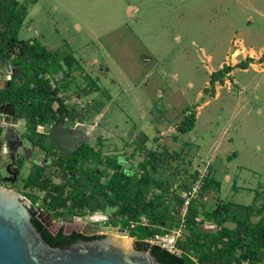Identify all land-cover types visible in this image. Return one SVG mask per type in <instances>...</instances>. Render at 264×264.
<instances>
[{"label": "rangeland", "instance_id": "1", "mask_svg": "<svg viewBox=\"0 0 264 264\" xmlns=\"http://www.w3.org/2000/svg\"><path fill=\"white\" fill-rule=\"evenodd\" d=\"M16 1L27 6L19 35L13 25L17 38L32 40L28 45L37 47V40L54 47L68 43L78 59L65 47L50 48L54 62L45 66L42 82L35 85L30 75L10 65L8 74L3 71L9 48L0 37V88L11 77L12 91L22 99L17 107L25 132L36 128L29 125L30 109L50 107L55 112L53 119L40 123L46 133L43 151L24 142L33 151L31 158L2 155L0 186L28 194L37 204L54 194L25 187L30 166L51 160L42 168L54 185L75 176L95 186L109 181L113 169L107 162L113 160L130 178L124 191L132 195L140 189L146 199L162 196L173 217L166 220L165 227H172L165 234L185 229L176 249L200 228L201 234L218 232L223 218L218 206H252L247 223L237 226L227 220L223 226L231 230V264H264V247L251 238L257 223L264 230V52L259 54L264 46V0ZM246 58L252 59L246 69H233L223 84L216 82L210 89L212 72ZM190 114L195 116L193 130L179 133L178 125ZM59 123L64 132L81 128L82 141L72 155L62 154L49 138ZM15 132L22 141V125ZM204 171L207 183L193 201L198 215L185 228L176 197ZM70 191L66 187L63 196ZM67 206L48 209L56 217L91 211L69 202ZM114 210L103 213L112 216L109 223L98 224L110 229L105 233L134 243L143 240L130 237L144 219L139 209L124 216L114 215ZM118 228L124 233L118 234Z\"/></svg>", "mask_w": 264, "mask_h": 264}, {"label": "trees", "instance_id": "2", "mask_svg": "<svg viewBox=\"0 0 264 264\" xmlns=\"http://www.w3.org/2000/svg\"><path fill=\"white\" fill-rule=\"evenodd\" d=\"M27 13V6L19 3L16 0H0V37L6 40L9 50L5 53L7 55L10 66L19 69L24 76L30 75V79L34 80V84L38 85L42 82L41 73L45 71V66L54 62L53 57L49 52L40 46H30L27 42L19 40L15 32H13V25L16 26L17 32L22 25ZM251 58H246L244 62H240L235 66L223 65L222 68L212 72L209 75L208 83L210 89L213 91L215 83L223 84V79L233 69L244 70L247 68L248 62H251ZM206 90V89H205ZM12 88L6 89L3 93H0V104L9 101L14 105H17V97H13ZM16 96V95H15ZM21 98V96H19ZM62 115H67L64 111ZM55 112L50 107L40 110L36 107L35 112L30 114V122L40 124L45 122L48 118L53 119ZM195 124V116L190 114L185 116L177 127V131L181 134H185L193 130ZM30 140H32L30 138ZM69 164L67 167L70 168ZM107 165L113 169V174L109 181L104 185H92L91 182H81L75 176L72 177L71 182L65 181L60 186H56L51 183V180L43 178V175L38 169H33L28 176L25 184L28 187H35L39 190H47L51 186V190L54 195H50L48 206L51 210L67 209V203L77 207H89L91 211L89 213L101 212L107 208H115L114 215H134L136 214V208L139 209V213L146 220V224L137 223L136 229L130 232V237L141 236L143 240H139L136 243H146L144 240L153 238L156 235L165 234L169 231L170 227H165L166 220H171L173 217L169 214L167 208L163 206V199L161 195H155L152 199H146L143 192L137 189L132 195L124 191L125 184L129 178L127 174L120 171V166L113 160H108ZM207 183V181H206ZM70 187L71 191L68 196H63L64 189ZM256 196H254L252 203H254ZM176 201L181 208L182 199L176 197ZM253 205V204H252ZM252 207V206H251ZM251 207L242 206L239 204L227 203L218 206L217 212L223 213V218L219 220V224L222 226L215 234H201L203 231L193 232L191 235H187L184 242H178V251L180 254H173L167 250L162 249L159 246H154L169 256L176 259L179 264H194L189 254H193L199 264H231L233 260L231 256V250L233 246L232 239L229 238L231 230L223 226L227 220H231L232 223L237 226L247 223L248 213ZM57 215V213L55 212ZM198 215L193 203L188 207L184 216V227L186 224L192 223ZM34 221L38 226L46 233V235L54 239L56 234L51 233L33 216ZM251 222V221H250ZM179 225V224H178ZM249 230V226L246 224L245 228ZM82 238H93L94 236H83L81 234L72 233ZM71 236V235H70ZM70 236L63 235L60 231L61 238H67ZM251 238L256 245L264 247V230L262 229V223L257 225L251 231ZM209 241V244H207ZM219 244H224V248H219ZM150 245V244H149ZM225 252V254H224Z\"/></svg>", "mask_w": 264, "mask_h": 264}, {"label": "water", "instance_id": "3", "mask_svg": "<svg viewBox=\"0 0 264 264\" xmlns=\"http://www.w3.org/2000/svg\"><path fill=\"white\" fill-rule=\"evenodd\" d=\"M7 70L9 66L7 64ZM14 107L5 105V109ZM4 110V114L10 115ZM27 200L12 190L0 187V264H179L162 250L146 243H134L104 236L82 238L72 234L61 238L59 228L54 239L34 221ZM226 228L228 226L225 225ZM106 227L85 224L83 235L105 233ZM124 229H117L123 234Z\"/></svg>", "mask_w": 264, "mask_h": 264}, {"label": "flooded vegetation", "instance_id": "4", "mask_svg": "<svg viewBox=\"0 0 264 264\" xmlns=\"http://www.w3.org/2000/svg\"><path fill=\"white\" fill-rule=\"evenodd\" d=\"M7 64L8 66L10 65L9 62L5 63L3 65V71H5L8 74V70H7ZM10 67V66H9ZM14 68V67H13ZM20 71V70H18ZM4 73V72H3ZM5 86L4 88H0V93H3L4 91H6V89L11 88L12 86V82H11V77H9V80L5 79ZM14 97H17L16 99L18 100V98L20 99V101H16L17 104L21 102V98L16 95V92H12ZM16 95V96H15ZM12 97V98H14ZM6 104H10L14 107V111L10 112V108L5 109V105ZM36 108H32L29 110V115L33 114L35 112ZM4 110H6L7 112H10V115H6L4 114ZM40 110H44L43 108H40ZM20 111L17 107V105L12 104L9 101H6L2 104H0V162L2 160V155L3 154H7V155H11L15 156L16 153H20L19 157L21 158H31L33 155V151L29 149V146H26L25 144H23L24 142L28 143V145L31 144H37V146L39 147L40 150H44L42 147V139L43 136L46 134L43 132L44 127H42L40 124H35V123H29L36 125L30 130V132L26 133L25 132V123L22 121L20 122V120H23V117L20 115ZM62 119H66L65 115H62ZM30 122V120H29ZM22 125L23 128V140L21 141L19 139L18 134H16L15 129L20 127ZM28 126V124H26ZM26 126V127H27ZM56 130H52L53 134H50V140L51 142L54 144V146L56 148H58L62 154L65 155H72L73 153H75L78 150L79 147V142H81L82 140L79 138L80 136V131L81 128L79 127V125H77L72 132H64L61 131V127H60V123L56 124L55 126ZM79 127V128H78ZM42 130V131H40ZM30 138L32 140H30ZM78 144V146H77ZM22 148V149H21ZM81 148H83V146H81ZM73 161L76 162L77 159L73 158ZM51 162V160H43L42 161V166H30L28 169V173L26 175V178H24V185L25 187L29 188V189H36L38 191H42V192H46L48 189H51V186L48 187L47 190H39L35 187H28L25 184V181L27 180L28 176L30 175L31 171L34 169H38L40 171V173L43 175V168L47 165H49ZM118 163H120V158H118ZM69 165L66 164L65 167H67ZM2 175V168L0 165V177ZM44 178V176H43ZM46 179V178H44ZM51 183H53V181L51 180ZM1 187V186H0ZM14 191V189L12 190ZM52 191V190H51ZM15 192V191H14ZM18 194H20L22 196V198L24 200H27L30 204L31 209L34 211L35 213V218L44 226L45 229H47L48 231H50L53 234H57L59 228L61 227V230L63 232V235L65 236H70L72 235V233H77V234H81L80 231L83 230L85 224H88L90 226H98L99 225L96 223H92L89 224L85 221H83V216L81 215L80 217H78L77 215H73V214H62L59 217H56V214L52 211H50L47 207L48 206V202L50 199V195H47L45 200H42L39 203V207L43 210H39L38 208H34V205L36 203L33 202V199H31V196L27 195H23L21 192H16ZM47 193V192H46ZM41 212V214H37L36 211ZM53 219L55 220V222L53 223V225H50V220ZM108 220L107 222L109 223ZM49 225V226H48ZM71 228V230H66L65 228ZM100 227H106V226H100ZM107 233H99L97 232L96 234L93 235H83V236H94V237H98V236H104Z\"/></svg>", "mask_w": 264, "mask_h": 264}, {"label": "built area", "instance_id": "5", "mask_svg": "<svg viewBox=\"0 0 264 264\" xmlns=\"http://www.w3.org/2000/svg\"><path fill=\"white\" fill-rule=\"evenodd\" d=\"M208 173L207 171L204 172H199L197 179L194 181V183L191 185V187L189 189H187L183 195L181 196L182 199V204H181V216L184 217L185 213L188 209V207L193 203V201L197 198L199 191L202 190V188L205 185V181L208 179ZM206 179V180H205ZM34 208H38L39 210L43 211L40 207H39V203L34 205ZM37 214H41V212H39L38 210L36 211ZM100 216L99 220H95L93 217L95 216ZM112 216H110L109 218H107L105 216V214L103 215V213L101 212H94V213H88L86 215L83 216V221L89 223V224H99L100 222L103 221H108V220H112ZM55 222V220L51 219L50 220V225L52 226L53 223ZM182 222H184V219L182 218ZM142 224H146V220L143 219ZM49 226V225H48ZM201 230V228H200ZM185 229L183 227L177 228L172 230L169 234H165V235H156L153 238H151L150 240H144L145 242L149 243L150 245H155V246H159L164 250H167L170 253L173 254H180V251H178L175 248L176 242L180 240V238H182V235L184 233ZM203 231V230H201ZM88 235H93L92 233H89ZM194 264H199L198 261L193 260Z\"/></svg>", "mask_w": 264, "mask_h": 264}, {"label": "crops", "instance_id": "6", "mask_svg": "<svg viewBox=\"0 0 264 264\" xmlns=\"http://www.w3.org/2000/svg\"><path fill=\"white\" fill-rule=\"evenodd\" d=\"M26 17H27V13H26ZM26 17H25V19H26ZM25 19H24V21H25ZM24 21H23V23H24ZM23 23H22V25H23ZM22 25L20 26V28H19V30H18V35H19V31H20V29H21V27H22ZM19 39V38H18ZM19 40H21V39H19ZM23 41H25V42H30V41H32V40H23ZM38 41V43H39V45L43 48V49H45L46 51H48V50H50V48H53V50L55 49L56 50V48H61V47H65V49H67L66 51H68V53H70L72 56H73V58H74V60L76 59V52L75 51H71V50H69V47H68V43H66V41H65V46H62V45H56L55 47L54 46H52V44H49V45H45L44 43H43V40H37ZM48 46H49V48H48ZM48 52H50V51H48ZM262 52H264V46L262 47V49H261V51H260V53L259 54H261ZM71 56V57H72ZM78 59V58H77ZM76 59V60H77ZM75 60V61H76ZM108 91V90H107ZM109 92V91H108ZM110 93V92H109ZM113 99H114V97H113ZM191 132V131H190ZM212 147H213V145H212Z\"/></svg>", "mask_w": 264, "mask_h": 264}, {"label": "bare ground", "instance_id": "7", "mask_svg": "<svg viewBox=\"0 0 264 264\" xmlns=\"http://www.w3.org/2000/svg\"><path fill=\"white\" fill-rule=\"evenodd\" d=\"M99 217H100V216L97 215V216H95V217H93V218H94L95 220H99ZM122 239L129 240V239H127L126 237H123ZM129 241H130V240H129Z\"/></svg>", "mask_w": 264, "mask_h": 264}]
</instances>
